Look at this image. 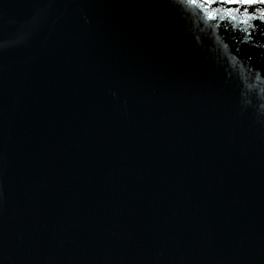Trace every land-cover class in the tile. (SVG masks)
<instances>
[{"label": "water", "instance_id": "95a60500", "mask_svg": "<svg viewBox=\"0 0 264 264\" xmlns=\"http://www.w3.org/2000/svg\"><path fill=\"white\" fill-rule=\"evenodd\" d=\"M0 264H264V4L0 0Z\"/></svg>", "mask_w": 264, "mask_h": 264}, {"label": "snow or ice", "instance_id": "6c2138e0", "mask_svg": "<svg viewBox=\"0 0 264 264\" xmlns=\"http://www.w3.org/2000/svg\"><path fill=\"white\" fill-rule=\"evenodd\" d=\"M189 3L195 4L197 3V0H188ZM214 2V0H203L204 4L211 5ZM223 3L227 4H239V5H253V4H264V0H222ZM209 18L214 19L215 17L212 15L211 12H209ZM234 18V17H233Z\"/></svg>", "mask_w": 264, "mask_h": 264}]
</instances>
